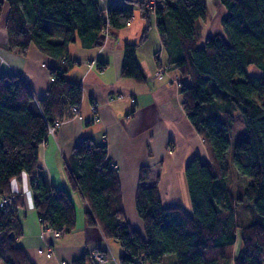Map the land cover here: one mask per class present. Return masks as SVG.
<instances>
[{
	"label": "trees",
	"instance_id": "obj_1",
	"mask_svg": "<svg viewBox=\"0 0 264 264\" xmlns=\"http://www.w3.org/2000/svg\"><path fill=\"white\" fill-rule=\"evenodd\" d=\"M160 1L154 12L156 28L163 45L175 49L169 63L180 75L181 107L208 158L195 154L184 167L190 213L180 206L163 207L156 185L138 186L134 205L142 228H130L117 168L110 166L106 145L91 137L81 139L65 160L70 186L85 203L87 223L119 243L123 253L118 264H263L264 0H220L226 8L221 20L226 40L214 34L202 44L198 21L206 15L204 0ZM145 2L103 7L98 0H0V16L8 8V48L25 55L33 45L55 61L47 68L51 83L43 98H35L20 76H0V198L13 196L12 210L0 208V264H33L17 243V197L10 188V181L22 173L30 179L42 228L67 233L75 227L67 192L49 188L39 164L48 127L79 112L82 87L67 77L76 65L68 49L76 41L85 49L101 46L105 31L128 25L132 4H137L145 27L137 43L124 44L120 76L145 82L135 57L151 25L153 12ZM95 116L99 119L97 109L86 124L97 123ZM236 125L243 128L232 159L238 176L248 180L233 190L226 184L225 153ZM148 174V167H141L139 182ZM239 208L256 218L239 223ZM83 263V257L72 262Z\"/></svg>",
	"mask_w": 264,
	"mask_h": 264
},
{
	"label": "crops",
	"instance_id": "obj_2",
	"mask_svg": "<svg viewBox=\"0 0 264 264\" xmlns=\"http://www.w3.org/2000/svg\"><path fill=\"white\" fill-rule=\"evenodd\" d=\"M103 7L112 4L128 5L142 0H98ZM206 15L198 21L199 40L219 34L226 40L221 20L226 14L220 0H204ZM128 25L106 37L99 47L83 48L78 41L71 44L68 57L76 65L68 73L69 80L80 82L82 99L78 115L63 121L53 137L49 136L39 149L42 178L49 188L67 192L75 212V227L58 238L48 240L42 232L38 214L33 206L30 179L22 173L10 181L17 197L14 219L21 234L17 243L33 264H72L84 258L83 264H118L123 250L117 251L113 239H105L96 225L87 223L85 203L70 186L66 163L72 148L84 137L97 144H105L107 157L116 165L124 218L130 228L141 230L142 223L134 205L138 186H157L161 204L180 206L190 213V201L184 178V167L198 154L207 161L204 145L181 107L180 75L169 60L176 56L171 45H163L156 28L155 17L147 36L136 48V62L145 82L120 76L125 43H137L145 21L137 4ZM0 16V76H20L35 98H43L51 83L47 68L55 61L30 45L25 55L8 48L5 21L8 8ZM172 34V28H171ZM202 44V43H200ZM170 66L161 78L154 72ZM96 105L99 120L86 124L92 118ZM147 166L148 177L139 182L141 167ZM119 244V243H118ZM50 247L52 255L45 254ZM39 250L42 253H39ZM103 254V261L93 253ZM118 252V253H117Z\"/></svg>",
	"mask_w": 264,
	"mask_h": 264
},
{
	"label": "built area",
	"instance_id": "obj_3",
	"mask_svg": "<svg viewBox=\"0 0 264 264\" xmlns=\"http://www.w3.org/2000/svg\"><path fill=\"white\" fill-rule=\"evenodd\" d=\"M146 6L153 12H155V10L157 8H159L162 4H161V1L160 0H146L145 2ZM110 35V32L109 31H105V37H108ZM170 66L168 65H164V66H160L158 67L156 70H155V73H154V78L155 79H158V78H161L163 76V74H165L168 69H169ZM97 106L94 104L92 106V111L95 112L96 111V108ZM73 110L74 111H77L78 110V107L77 106H73ZM99 119L95 116L93 118V122H97ZM60 125L59 122H55L53 124V126H49L48 127V135L49 136H54L55 134V130L56 128H58ZM110 166H112L113 168H116V165H114L113 163L110 162ZM0 208H3L5 212L9 211V210H12L13 208V196H2L0 198ZM39 222H40V219H38ZM42 232H43V235L48 239V240H51V239H55V238H58L59 236H61L62 234H64V228H59L57 230H52L50 228H42ZM39 253H42L41 250H39ZM45 254L50 257L52 255V251H51V248L48 247L45 251ZM93 257L95 260L101 262L103 261L104 259V256L103 254H100V253H93ZM62 264H70L68 262H64Z\"/></svg>",
	"mask_w": 264,
	"mask_h": 264
},
{
	"label": "rangeland",
	"instance_id": "obj_4",
	"mask_svg": "<svg viewBox=\"0 0 264 264\" xmlns=\"http://www.w3.org/2000/svg\"><path fill=\"white\" fill-rule=\"evenodd\" d=\"M152 15L155 17V15L153 13H152ZM110 35H111V33H110ZM200 43H203V40H201L199 42V44ZM211 86H213V85L211 84ZM242 128H243L242 125H236L234 127L233 131L231 132V134L229 136V146H228V149L226 150V153H225V163H226V166L228 168V176L226 178V184H227V186L230 189H233V190L239 185H246L247 184V180H248L246 177H244L242 179L241 177L238 176L237 171H236L235 166H234V163H233V159H232L233 145L237 141V139L240 138L239 131ZM205 153H206V150L204 151V154ZM206 156H207V153H206ZM162 206L165 207L166 204H162ZM237 214L239 216L238 217L239 218V223H241L243 225L251 223L256 218L255 215L253 217L252 214L249 213V209H247V208H244V209H242V208L240 209L239 208L237 210ZM108 240H110V239H108ZM112 241L116 244L115 247H116V249L118 248L117 251H120L121 249H120V245L118 244V242H116L115 240H112ZM263 264H264V261H263Z\"/></svg>",
	"mask_w": 264,
	"mask_h": 264
}]
</instances>
